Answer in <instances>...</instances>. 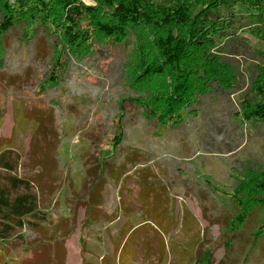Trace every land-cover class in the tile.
<instances>
[{
    "label": "rangeland",
    "instance_id": "374dc122",
    "mask_svg": "<svg viewBox=\"0 0 264 264\" xmlns=\"http://www.w3.org/2000/svg\"><path fill=\"white\" fill-rule=\"evenodd\" d=\"M2 1L14 8L12 12L20 10L19 0ZM212 1L154 0V3L157 8H172L179 3L191 13ZM81 3L88 6L97 2L81 0ZM22 9L30 11L27 6ZM215 11L219 15L214 14L211 19L215 21L218 17L216 28H222L220 34L212 36L215 46L207 50V54L218 55L230 63L236 70L238 84L229 92L218 93L214 99L206 98L201 108L203 114L183 112L188 123L186 135L175 144L173 141L150 144L142 128V105L151 106L153 98L149 96L164 102L173 84V75L165 72L150 79L145 78L142 71L161 61L159 39H165L168 34L174 39L184 38L185 25L150 24L132 28L128 30L127 39L115 43L95 36L96 31L89 21L81 19L78 25L84 34L87 33L88 40L78 50V56L68 55V69L62 77L65 92L49 90L46 100L52 106L47 110L43 100L22 94L37 88L36 75L44 71L43 66L51 55L48 42L41 38V29L36 28L38 33L27 48L29 63L27 54L19 53L22 28L17 26L4 37L7 71L0 72V138L8 140L6 145L10 143L7 146L15 151L12 152L10 177L30 184L29 191L36 197L39 219L46 221L40 223L38 230L24 228L19 231L22 246L18 239L10 240V257L14 262L36 256L40 264H57L50 260L54 253L49 249L39 255H33V251L27 253L33 244L53 247L57 232L64 239L63 264H82L83 261L125 264L130 255L137 252L152 253L153 260L148 261L149 256H145V260L131 261L132 264H195L202 245L220 244L219 227L225 215L221 210L210 214L209 209L203 208V204H209L210 189L217 205H226L233 197L247 195L250 186L253 193L258 183L255 180L259 174L247 176L243 169L259 170L264 166V125L251 122L250 127L249 122H241V116L233 115L238 111L239 97L250 87V77L256 75V67L262 63L259 52L264 51V42L257 37V31L264 30V3L256 8L239 2L229 9ZM50 15L61 16L56 8ZM29 36L33 38L32 32ZM187 68L192 69L191 66ZM192 71V74L197 72ZM163 102L158 103L159 107H164ZM120 134L124 143L119 152L121 157L128 162L131 160L130 165H139L127 168L112 158V146ZM2 150L1 140L0 152ZM142 152L147 158L140 155ZM96 158L100 162L106 158L107 176L112 181L116 183L122 179L118 189L110 185L104 187L102 204L93 206L97 212L112 218V222L81 233L85 209H77L72 231L67 225L54 228L70 217L71 200L87 198L88 189L98 175ZM89 169L93 172L88 173ZM129 169H132L130 174L123 173ZM1 175L7 177V173L1 172ZM183 178L193 180L195 185L188 187L182 183V187H178ZM0 184L6 185L3 178ZM170 186H175L173 191ZM261 191L258 195H264ZM23 192V189L18 190V194ZM149 193L153 194L155 210L162 219L168 216L169 203L174 204L169 208L173 218L168 228V220L163 225L168 229L165 233L152 213L154 210L146 207L148 201L141 202ZM190 215L193 225L191 227L189 220L185 228H191L193 233L191 244L183 226ZM263 215L259 214V218ZM256 222L252 215L243 231L233 238L230 248L219 247L215 251L212 264H250L243 261L248 255ZM258 252L259 258L254 257L256 261L251 264H264V244ZM157 254L161 262L156 261ZM57 260L59 264L58 257Z\"/></svg>",
    "mask_w": 264,
    "mask_h": 264
},
{
    "label": "trees",
    "instance_id": "16d2710c",
    "mask_svg": "<svg viewBox=\"0 0 264 264\" xmlns=\"http://www.w3.org/2000/svg\"><path fill=\"white\" fill-rule=\"evenodd\" d=\"M94 1L97 2L95 5L87 6L81 3V0H19L18 6L20 5V10L12 12L14 8L5 1L0 0V72L7 71L4 66L6 58L4 37L15 27L20 26L22 32L18 40L21 48L19 53L24 52L27 54V48H29L34 36L38 33L36 28L41 29V38H44V41L48 42L51 55L43 66L44 71H40L36 75L37 88L33 91L25 90L22 94H28L29 98L38 97V99L43 100L47 110L52 105L47 103L46 93L52 89H59L62 93L65 92L62 77L68 69V55L74 54L78 56V50L88 40L87 33L84 34L85 31L79 28L78 23L81 19L89 21L92 30L96 31L95 36L106 41L112 40L115 43H120L123 39H127L130 32L128 30L132 28H140L150 24H156L161 27L171 24L176 26L185 25L187 33L184 38L174 39L171 34H168L165 39H159L157 43L162 57L161 61L147 66L142 71L144 77L150 79L160 76L165 72L173 75V84L169 87L170 91L168 90L169 94L164 102L160 98L149 96V99L153 98L152 107L150 105L148 107L142 105L144 109L142 128L145 132V138H147L150 144L171 141L174 144L181 142V139L186 135L185 129L188 124L185 121L186 118H184L185 114L183 112L188 110V113H193V115L203 114L201 108L206 98L214 99V96L218 93L229 92L238 84L236 70H234L230 63H227L218 55L207 54L210 48L215 46L214 43L212 44V36L220 34L222 28L220 25V28H216V23L219 24L218 22L220 21L218 17L215 21L211 19L216 12L215 10L229 9L239 2H245L256 8L258 5H263L264 3V0H213L212 2H205V7L202 9H199V7L195 9L196 12L193 10L190 13L186 7L183 8L179 3H175V6L172 8H157L154 0ZM24 6H27L30 11L23 12L22 8ZM54 8L61 14L60 18L50 15ZM215 15L218 16L219 13ZM30 32H32L33 38H30ZM257 37L264 42V30L261 32L257 31ZM189 54L190 56H188ZM259 55L262 63L256 67V75L250 77V87L239 97L237 101L238 105L236 104L238 111L233 114L236 117L241 116L243 118L241 122H249L248 124L253 122L254 125H257L256 122L264 125V51L259 52ZM27 57V63H29L30 57L28 54ZM186 66H191L192 72H197L194 74L190 73L192 69H186ZM3 84H6V81H3ZM18 100L21 101L20 98ZM60 100L59 98L57 101L60 103ZM159 102H163V108L159 107L161 105H158ZM24 114H26V111ZM249 126L251 127L252 124ZM1 140L4 150L0 152V180L3 178L6 185L0 184V264H40V262L38 263V259L35 258L36 256H32V259H19L15 262L10 257V240L16 238L22 246L23 242L21 241V235H18L19 231L24 228L33 231L38 230V228H41L40 223L46 221L39 219L40 215L37 214L36 197L29 191L30 184L16 177H10L13 171L11 165L12 152L15 151L7 146L10 143L6 145L8 140L0 138ZM9 140L12 142V138ZM123 146L124 143L120 134L112 146V158L117 163L124 164L127 168L139 165H130L131 160L129 158L128 162L121 157L119 152ZM149 150L153 151L154 149L149 147ZM140 155L147 158L146 153L142 152ZM105 161L106 158L102 162L99 161V158H96L97 166L99 167L97 171L98 175H96V182L92 185L91 189L89 188L90 190L88 189L87 198H74L71 200L73 210L70 217L66 220H61L54 228H61L67 225L69 230L72 231L71 227L75 225L77 219V209H85L84 220L80 228L81 233H85L102 223L112 222V218L93 209L94 205L102 204L101 192H103L104 187L110 185L112 188L118 189L121 184L122 179L115 183L107 176L109 172L104 163ZM131 170H126L123 173H127L126 175H128L132 172ZM1 172L7 173V177H2ZM92 172V170H88V173ZM252 173L259 174V177L255 180L258 183L253 187V193L250 186L247 195L244 194L241 198L233 197L232 201L226 205H217L212 189L208 190L209 204H203V208L205 210L209 209L210 214H213V211L221 210L225 215L224 222L219 227L218 240H221V242L216 246L214 244L202 245L195 264H212L215 251L219 247H224L225 250L230 248L233 238L243 231L252 215H255L257 222L250 236L251 244H249L248 255L243 262L251 264L253 261H256L254 257L256 259L259 258L260 253L258 251H260L264 244V215L260 216L261 219L259 218V214L264 213V195H258V192L261 190V192H264V174L261 175V173H264V166L259 170L248 167L243 169V174L247 176L252 175ZM145 176L144 181H146ZM181 180L179 185H177L178 187L182 183H185L188 187L195 185L194 181L188 178ZM170 187L173 191L175 186ZM19 189H23L24 192L18 194ZM144 201H148L147 208L149 207L154 210L152 213L157 221H160L162 232L165 233L168 229L163 225L168 220L166 223L168 228V224L173 218V211L170 212L169 208L174 207V204L169 203L167 209L168 216L162 219L155 210L153 194H147L144 200L141 198V202ZM212 216L216 217L215 215ZM189 220L192 227L194 220L190 215L183 224L184 229H186L185 225ZM190 229L185 230V236L189 237V243L191 244V240L194 237ZM55 236L56 240H54L53 247L49 248L47 244H33L27 253L30 254V251H33L35 252L33 255H39L42 251L45 252L49 249L54 253V256L50 257V260L58 264V257L59 264H63L65 260L64 239L61 235L59 236L58 232L55 233ZM207 237L205 236L206 239ZM82 244L84 245V243ZM37 248L39 250L36 251L35 249ZM114 248L116 250L115 245ZM177 253L178 250L176 249V255ZM145 256H149L148 261L153 260L152 253L144 255V252H137L136 254H131L130 259H127L125 264H132L138 261V259H140L139 261H143V259H146ZM154 257H156V261L161 262L160 254ZM82 264L88 263L83 261Z\"/></svg>",
    "mask_w": 264,
    "mask_h": 264
},
{
    "label": "built area",
    "instance_id": "2783aa9c",
    "mask_svg": "<svg viewBox=\"0 0 264 264\" xmlns=\"http://www.w3.org/2000/svg\"><path fill=\"white\" fill-rule=\"evenodd\" d=\"M8 2H13L14 0H7Z\"/></svg>",
    "mask_w": 264,
    "mask_h": 264
}]
</instances>
